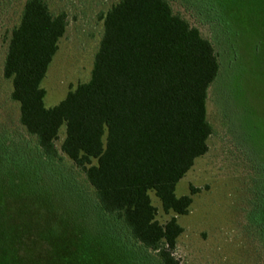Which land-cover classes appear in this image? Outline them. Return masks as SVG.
Segmentation results:
<instances>
[{
  "label": "trees",
  "instance_id": "obj_1",
  "mask_svg": "<svg viewBox=\"0 0 264 264\" xmlns=\"http://www.w3.org/2000/svg\"><path fill=\"white\" fill-rule=\"evenodd\" d=\"M102 20L90 80L52 108L44 106L41 82L67 15H53L43 0H25L11 30L2 76L11 84L10 100L18 104V124L35 139L36 154L13 152L0 138V255L6 259L44 255L42 242L58 238L51 228L34 231L39 239L28 229L33 239L25 243L18 216L5 212V205L20 207L23 200L47 215L51 205H62L76 215L80 233L111 260L125 254L105 224L89 216L78 194H68L75 199L71 204L52 197L46 165L59 155L55 142L64 126L60 152L84 174L98 210L153 252L157 264H178L173 252L183 228L175 216L158 223L149 194L165 213L188 214L196 190L176 197L175 186L208 151L212 128L205 105L219 63L210 41L167 0H119ZM26 219L27 227L36 226Z\"/></svg>",
  "mask_w": 264,
  "mask_h": 264
},
{
  "label": "rangeland",
  "instance_id": "obj_2",
  "mask_svg": "<svg viewBox=\"0 0 264 264\" xmlns=\"http://www.w3.org/2000/svg\"><path fill=\"white\" fill-rule=\"evenodd\" d=\"M24 1L0 0V138L7 140L13 152L33 156L35 139L18 124V104L10 100L11 84L2 76L8 39ZM43 1L53 15H67L66 31L41 82L44 106L52 108L90 80L103 36L102 18L119 0ZM167 1L210 41L219 72L207 90L206 119L212 128L208 151L195 159L175 186L176 197L190 196V189L196 190L190 196L188 214L165 213L150 193L155 218L163 225L175 216L183 228L173 252L178 264H264V0ZM64 133L63 126L55 142L59 155L46 165L52 197L66 198L71 204L75 199L68 194H78L89 216L105 224L125 254L118 261L111 260L87 234L80 233L76 215L64 211L62 205H51L47 215L23 200L20 207L5 205V212L18 216L25 243L32 238L28 229L51 228L58 238L42 242L44 255L38 252L25 260L0 255V264H157L153 252L98 210L84 174L60 152ZM26 218L36 226L27 227ZM38 231L34 234L39 239Z\"/></svg>",
  "mask_w": 264,
  "mask_h": 264
}]
</instances>
